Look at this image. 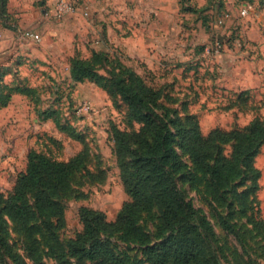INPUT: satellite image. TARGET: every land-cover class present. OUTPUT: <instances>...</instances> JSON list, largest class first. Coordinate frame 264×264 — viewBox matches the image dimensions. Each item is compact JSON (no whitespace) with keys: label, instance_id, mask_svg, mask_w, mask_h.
I'll use <instances>...</instances> for the list:
<instances>
[{"label":"rangeland","instance_id":"rangeland-1","mask_svg":"<svg viewBox=\"0 0 264 264\" xmlns=\"http://www.w3.org/2000/svg\"><path fill=\"white\" fill-rule=\"evenodd\" d=\"M53 1L24 0L21 3L12 0L8 5L10 12L0 14V63H5L7 50L12 55L20 54V50L11 45L20 34L21 42L34 49L42 48L41 52L47 57V61L37 58L38 63L19 69L25 73L27 85L38 87L34 97L17 94L10 106L0 111V192L6 194L13 188L18 174L26 168L31 149L48 150L59 160H68L85 149L89 154V169H102L105 180L82 184L80 175L77 176L81 184L74 188L81 194L76 197L77 194L72 193L64 199L66 224L60 231L61 238H72L81 230L80 207L102 211L107 220H113L128 200L112 154L110 135L112 123L122 128L123 112L114 109L107 95L95 85L87 82L73 85L68 80V59L73 54L88 56L93 49L117 54L152 85H167L166 91L173 99L169 105L181 116H197L203 134L214 128L243 127L255 117L264 120V24L259 25L258 32L253 29L254 15H259L264 3L260 5L258 0L243 4L238 0H195V5H202L196 7L208 9L192 14L177 12L180 9L176 6L178 0H163L160 20L154 13L151 20L165 27V35L159 43H154L155 51L148 55L149 63L141 48L128 53L126 10L117 12L119 16L114 18L104 10L107 0H76L77 10L68 15L71 23L66 24L67 14L57 18L52 13ZM123 2L125 4L126 0ZM119 6L124 8L125 5ZM84 9L88 16L83 14ZM242 9H247L245 16L240 14ZM19 20L22 26L18 30ZM68 25L72 26L69 30ZM155 25L157 28L158 24ZM26 31L33 32L41 41L26 43L22 38ZM103 33L107 37L105 41ZM219 37H223L222 41ZM215 42H220L218 53H206L205 49ZM203 46L204 50L199 53ZM237 83L241 87L236 89ZM244 92L247 93L242 100L229 107L230 100ZM48 108L58 109L61 122L72 125L81 139H73L59 131L52 120L40 119L38 110ZM254 164L260 171L254 204L264 219V147ZM187 166L188 170L197 172L189 161ZM182 189L212 225L216 239L214 247L221 264H264V237L252 229L251 223L247 224L239 215L230 218L231 223L237 224L239 235L236 237L219 225L208 199L199 189L187 182L182 184ZM156 217L155 210L151 209L139 216L138 223L152 234ZM4 226L11 243L6 255L9 264H17L13 253L20 254L26 264H55L46 256L37 263L26 258L15 224L6 219ZM110 240L119 252L127 253L132 260H144L139 245L130 244L118 235Z\"/></svg>","mask_w":264,"mask_h":264},{"label":"trees","instance_id":"trees-1","mask_svg":"<svg viewBox=\"0 0 264 264\" xmlns=\"http://www.w3.org/2000/svg\"><path fill=\"white\" fill-rule=\"evenodd\" d=\"M254 1L238 0L241 4ZM7 4L8 0H0V14H7ZM178 5L180 13L208 9L196 7L192 0H178ZM203 50L204 46L199 53ZM9 74L12 80L6 81ZM67 74L73 85L87 82L100 88L114 109L123 112L122 128L112 123L110 135L128 200L113 220L102 211L80 207L81 230L72 238H61L66 224L64 199L81 194L74 188L81 184L77 176L82 184H94L103 182L105 173L89 169L85 149L68 160H59L48 150L31 149L13 188L0 192V264H9L6 219L17 227L25 257L34 263L46 256L55 264H221L214 229L187 198L182 189L185 182L208 199L224 230L237 237V224L229 219L239 215L264 237V219L254 204L260 178L254 159L264 147L263 119L255 117L243 127L214 128L203 134L197 116H181L169 105L173 99L167 85H152L117 54L101 49L91 50L88 56H70ZM36 91L38 87L18 79L11 67L0 65V110L14 95L33 98ZM246 93L230 100L229 107ZM38 115L52 120L71 138L81 139L72 125L61 122L58 109L38 110ZM187 161L197 172L188 170ZM151 209L157 214L152 234L138 223L139 216ZM117 235L139 245L144 260L119 252L110 240ZM12 255L17 264H26L20 254Z\"/></svg>","mask_w":264,"mask_h":264},{"label":"crops","instance_id":"crops-1","mask_svg":"<svg viewBox=\"0 0 264 264\" xmlns=\"http://www.w3.org/2000/svg\"><path fill=\"white\" fill-rule=\"evenodd\" d=\"M11 1L12 0H8L7 8ZM19 1L23 3L24 0H19ZM55 1L56 0H54L51 5L52 11H53L52 13H54L53 4ZM113 1H116L117 3H112ZM155 1L156 0H126L125 4L123 0H107L106 1L105 4L107 5L104 7V10L105 12H110V13H107L108 16H110L112 13L111 16L114 17L115 15H118L117 12L121 13V11L123 10H126L127 12L126 21H127V28L129 31H127L126 37H128L127 43L129 44L128 53H131V52L135 53L142 49L144 55H146V57L148 58V55L155 51L154 43H159L160 40L164 38L165 27L163 25L161 26V23L159 21L158 23H154L151 20L152 13L156 14L160 20V17L163 13L161 9L163 8L164 1L159 0V2L157 3H155ZM193 2L195 5L196 1L194 0ZM119 4H122V6L125 5L124 8L120 7ZM176 6L178 7V3H176ZM196 6H202V5H199L198 3V5ZM18 11L23 12L24 9H18ZM8 12H10L9 9H8ZM177 12L180 13V9H178ZM258 14L259 15H254L255 16V21L253 24L254 32H258L259 25H261V23L264 24V7H262L261 11H259ZM68 15L66 18V24L71 23V21L69 20L70 16ZM16 24H18L17 28L19 30V26L20 28L22 26V20L17 21ZM107 24H108V28L112 27L110 22H108ZM155 24H158L157 28ZM71 25L74 26L73 23ZM71 25H68V30L71 29L72 27ZM20 36L21 34L16 39H13L11 41V45L14 48H16V50H20V54L17 53L18 55H12L9 53V50H7L5 53V58H4L5 63H0V65L11 67V69L17 74V78L25 82L27 81V77L25 76V73L21 72L19 69H21L23 65L30 66V65H34L35 63H38L39 61L37 58H42L41 60L47 61V57L45 55V52H44V55H43V52H41L42 48L39 50L37 48L34 49L32 46L26 45L25 43H23V41L21 42ZM22 38L24 37L22 36ZM219 38L222 41L223 37H219ZM24 40H27L26 43L29 42L33 44H36L37 42L41 41L40 39L38 41V39L36 40V39H27V38H24ZM16 45H18V47H16ZM148 59H149L148 62L150 63L151 59L150 58ZM7 77L11 78L12 76L9 74L8 76L5 77V80ZM10 80H12V78ZM239 82L241 84V80H239ZM240 84L239 83L235 84L234 85L236 86L235 88L237 89L238 87H241ZM14 96L12 97V100ZM9 106L10 104L1 110H6Z\"/></svg>","mask_w":264,"mask_h":264},{"label":"built area","instance_id":"built-area-1","mask_svg":"<svg viewBox=\"0 0 264 264\" xmlns=\"http://www.w3.org/2000/svg\"><path fill=\"white\" fill-rule=\"evenodd\" d=\"M75 1L76 0H56L54 2V4H53L54 15L57 18H60V17H62L64 15H66V14L68 15V14L75 13L76 10H77L76 2ZM246 13H247V9H242L240 11V14L242 16H245ZM83 14L85 16H88L87 9H84L83 10ZM22 36L24 38H27V39H36L35 35L33 33L29 32V31L23 33ZM210 48H211V50H210ZM219 49H220V42H215L212 47L206 48L205 49V52L206 53H209L211 51V52H213V53L215 52V54H217L218 51H219Z\"/></svg>","mask_w":264,"mask_h":264}]
</instances>
